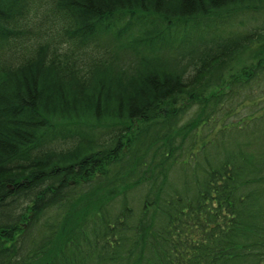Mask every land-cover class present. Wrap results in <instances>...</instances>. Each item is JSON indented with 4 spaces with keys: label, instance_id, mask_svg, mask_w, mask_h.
<instances>
[{
    "label": "trees",
    "instance_id": "obj_1",
    "mask_svg": "<svg viewBox=\"0 0 264 264\" xmlns=\"http://www.w3.org/2000/svg\"><path fill=\"white\" fill-rule=\"evenodd\" d=\"M0 264H264V0H0Z\"/></svg>",
    "mask_w": 264,
    "mask_h": 264
},
{
    "label": "rangeland",
    "instance_id": "obj_2",
    "mask_svg": "<svg viewBox=\"0 0 264 264\" xmlns=\"http://www.w3.org/2000/svg\"><path fill=\"white\" fill-rule=\"evenodd\" d=\"M248 22H252V20H249ZM65 45H68V44H65ZM95 48H96V46L90 44L89 47L87 48V51L94 50Z\"/></svg>",
    "mask_w": 264,
    "mask_h": 264
}]
</instances>
